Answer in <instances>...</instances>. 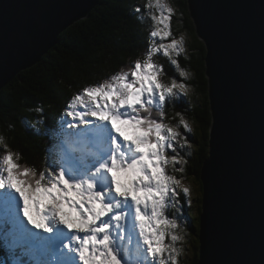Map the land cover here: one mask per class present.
Returning <instances> with one entry per match:
<instances>
[{"label":"snow or ice","instance_id":"snow-or-ice-1","mask_svg":"<svg viewBox=\"0 0 264 264\" xmlns=\"http://www.w3.org/2000/svg\"><path fill=\"white\" fill-rule=\"evenodd\" d=\"M134 11L152 24L143 57L72 95L39 174L35 166L20 165L19 154L0 136V249L9 254L0 264H180L183 249L176 242L184 237L175 230L189 225L181 228L166 210L177 188L190 208L191 191L166 168L184 173L189 161L178 149L197 146L185 115L192 88L175 75L165 82L154 57L162 54L188 80L177 59L184 40L172 37L174 10L166 0H147ZM179 105L188 107L171 117L177 123H165L166 108ZM34 112L35 124L23 122L48 135L36 127L47 124V113L43 107Z\"/></svg>","mask_w":264,"mask_h":264},{"label":"water","instance_id":"water-1","mask_svg":"<svg viewBox=\"0 0 264 264\" xmlns=\"http://www.w3.org/2000/svg\"><path fill=\"white\" fill-rule=\"evenodd\" d=\"M101 0H0V90ZM212 112L198 264H264V0H188Z\"/></svg>","mask_w":264,"mask_h":264},{"label":"trees","instance_id":"trees-1","mask_svg":"<svg viewBox=\"0 0 264 264\" xmlns=\"http://www.w3.org/2000/svg\"><path fill=\"white\" fill-rule=\"evenodd\" d=\"M146 3L147 0H101L86 18L76 21L60 34L58 43L40 62L19 72L0 90V136L9 149L19 154L22 166H35L39 174L44 168L45 150L53 145V142L42 138L43 135L36 134L35 128L26 126L23 122L27 119L30 125L35 124L38 115L34 112L36 107H43L48 117L46 125L36 127L41 132L48 133L58 125V118L72 95L82 86L100 83L122 69L127 70L132 61L143 57L152 24L134 9L138 6L143 8ZM172 4L176 7V15L171 19L172 37L182 38L187 46L186 53H182L177 59L181 68L189 72L190 78L185 81L179 77L175 66L162 54L154 59L164 68L165 82H169L170 77L175 75L192 88L188 97L192 101V107L185 115L194 129L190 140L197 146L191 148L194 153L192 157L186 155L190 149L182 151L181 156L189 163L184 166V173L176 174L178 177H193L199 185L197 210L196 213L193 210L188 213L190 224L186 229L192 233L194 240V254L190 256L189 264H198L203 211L201 173L204 161L209 157L208 136L212 125L211 104L208 102L210 91L206 66L207 47L197 33L188 0H172ZM201 103L203 108L198 106ZM183 107L188 106L166 108L167 123H177L171 117ZM197 117L207 121L210 128L197 122ZM0 253V261H6L2 258L6 252L0 249Z\"/></svg>","mask_w":264,"mask_h":264},{"label":"rangeland","instance_id":"rangeland-1","mask_svg":"<svg viewBox=\"0 0 264 264\" xmlns=\"http://www.w3.org/2000/svg\"><path fill=\"white\" fill-rule=\"evenodd\" d=\"M166 2L173 8L174 14L176 15V13H175L176 7H174V5L172 4V0H166ZM170 28H171V22H170ZM172 35H173V33H172ZM182 37H184V36H182ZM177 40H179V39H177ZM184 46H185L184 52L186 53L187 46L185 45V43H184ZM152 116H153V118L159 119L158 113L156 111L152 112ZM164 122L167 123V120H165ZM129 134H131L130 131H129ZM190 150L193 152L192 149H190ZM182 151L187 152L188 148H185ZM178 152H179V149H178ZM168 154L172 155L170 150H169ZM179 154H180V152H179ZM18 162L20 164V159ZM175 167L177 169H179L181 167V165L178 164ZM166 171L169 175H171L170 171H172V175H175V176L177 175L176 173L179 172V171L174 172L172 165H168V167L166 168ZM179 174H181V173L179 172ZM176 178L181 180L183 187H188L190 189L192 204H191L190 208L187 205L184 206L182 204L181 200L185 199V197H184V194L181 191V189L177 188L178 196L176 197L175 204L173 206L172 203L170 202V205H169L168 209L166 210V215L169 217V219H176L177 223L181 225V228H184L183 222L185 221V224L189 225V220H188V218H186V219L183 218V211H185V208H187L189 211L193 210L196 213V210H197L196 199H197V196L200 194L199 185H197V182L193 177L182 176L180 178L179 177H176ZM122 183H123V177H122ZM20 203L22 204L23 202L20 201ZM0 211H2V209H0ZM175 231L178 235L184 237L183 241H177L176 242V247L178 249H183V251L181 252V255L179 257L180 264H189L190 256L194 254V248H193V241L194 240H192L193 239V236L191 235L192 233L189 235L188 234L189 232L187 230L181 231L180 229H177ZM169 239H170V235L166 237L165 242L171 243V239L170 240Z\"/></svg>","mask_w":264,"mask_h":264},{"label":"clouds","instance_id":"clouds-1","mask_svg":"<svg viewBox=\"0 0 264 264\" xmlns=\"http://www.w3.org/2000/svg\"><path fill=\"white\" fill-rule=\"evenodd\" d=\"M210 104H211V101H210ZM153 111H155V110H153ZM188 150H189V149H188ZM190 151H191V150H190ZM179 152H180V155H181L182 150L179 149ZM170 173H171V175H172V171H170ZM176 177H178V176L176 175ZM179 178H180V177H179ZM181 202H182V204H183L184 206H186L185 199H182ZM188 213H190V211H189L187 208H185V211H183V218H184V219H185V217L188 218V220H189V222H190V218L187 217V216H189ZM184 214H185V215H184ZM188 220H187V221H188ZM183 225H186V224H185V221L183 222Z\"/></svg>","mask_w":264,"mask_h":264},{"label":"bare ground","instance_id":"bare-ground-1","mask_svg":"<svg viewBox=\"0 0 264 264\" xmlns=\"http://www.w3.org/2000/svg\"><path fill=\"white\" fill-rule=\"evenodd\" d=\"M185 215V214H184ZM185 219H186V217H185Z\"/></svg>","mask_w":264,"mask_h":264}]
</instances>
